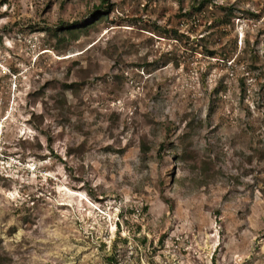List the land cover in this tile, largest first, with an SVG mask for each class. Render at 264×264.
Segmentation results:
<instances>
[{
    "label": "rangeland",
    "instance_id": "374dc122",
    "mask_svg": "<svg viewBox=\"0 0 264 264\" xmlns=\"http://www.w3.org/2000/svg\"><path fill=\"white\" fill-rule=\"evenodd\" d=\"M161 263L264 264V0H0V264Z\"/></svg>",
    "mask_w": 264,
    "mask_h": 264
},
{
    "label": "trees",
    "instance_id": "16d2710c",
    "mask_svg": "<svg viewBox=\"0 0 264 264\" xmlns=\"http://www.w3.org/2000/svg\"><path fill=\"white\" fill-rule=\"evenodd\" d=\"M202 5H203V2H202ZM199 10H201V8H197ZM99 13H102L99 12V10H96V13H94V15H92L90 18L86 19V20H76V21H73L71 23H66L64 25H61L59 27H47L45 28L44 30L45 31H48V32H52V35H55V37L57 36V31L60 30L61 32H64L66 34H64V36L62 37H71L73 39H77L78 38V35L82 32V31H87L89 29V27L93 26L97 20H99L100 18H98L96 20L97 17H99ZM209 53H213V52H209ZM123 241H125L123 239Z\"/></svg>",
    "mask_w": 264,
    "mask_h": 264
},
{
    "label": "built area",
    "instance_id": "2783aa9c",
    "mask_svg": "<svg viewBox=\"0 0 264 264\" xmlns=\"http://www.w3.org/2000/svg\"><path fill=\"white\" fill-rule=\"evenodd\" d=\"M162 264V263H161Z\"/></svg>",
    "mask_w": 264,
    "mask_h": 264
}]
</instances>
